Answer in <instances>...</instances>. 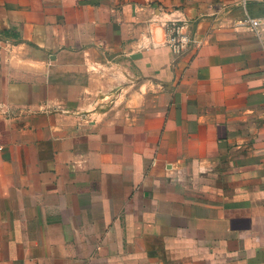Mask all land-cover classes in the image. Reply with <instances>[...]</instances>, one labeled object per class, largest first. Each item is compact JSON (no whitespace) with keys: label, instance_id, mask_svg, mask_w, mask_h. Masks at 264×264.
I'll use <instances>...</instances> for the list:
<instances>
[{"label":"crops","instance_id":"0c3cea01","mask_svg":"<svg viewBox=\"0 0 264 264\" xmlns=\"http://www.w3.org/2000/svg\"><path fill=\"white\" fill-rule=\"evenodd\" d=\"M0 264H264V0H0Z\"/></svg>","mask_w":264,"mask_h":264},{"label":"built area","instance_id":"2783aa9c","mask_svg":"<svg viewBox=\"0 0 264 264\" xmlns=\"http://www.w3.org/2000/svg\"><path fill=\"white\" fill-rule=\"evenodd\" d=\"M243 4L246 6V0H243ZM259 25L260 20L250 18L235 23L236 28L252 31H256ZM164 43L175 61L195 51L196 48L193 38L186 31L185 24L177 21L170 22L166 26Z\"/></svg>","mask_w":264,"mask_h":264}]
</instances>
